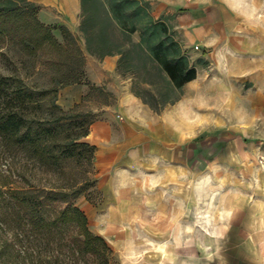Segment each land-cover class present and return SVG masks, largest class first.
I'll return each mask as SVG.
<instances>
[{
  "label": "crops",
  "instance_id": "0c3cea01",
  "mask_svg": "<svg viewBox=\"0 0 264 264\" xmlns=\"http://www.w3.org/2000/svg\"><path fill=\"white\" fill-rule=\"evenodd\" d=\"M31 1L61 12L66 20L61 24L79 23L81 0ZM150 3L153 16L173 27L196 64L197 77L185 84L176 102L155 111L117 71V55L99 59L85 51V78L111 91L115 99L95 109L98 117L85 138L95 146L93 189L98 197H83L81 209L90 229L120 250L136 240L140 229L158 244L177 236L191 201L196 210L194 186L203 171L211 175L222 155V161H227L228 150L232 155L234 126L241 130L239 137L250 131L234 123L235 108L264 132V32L242 23L222 0ZM85 91L83 84L67 85L59 91L58 102L69 110L81 103ZM225 98L231 103L225 104ZM189 108L200 113L199 119ZM177 126L194 132V138L182 140L173 130ZM212 153L213 159L207 160ZM153 179L158 181L155 186ZM182 211L185 215L173 224Z\"/></svg>",
  "mask_w": 264,
  "mask_h": 264
},
{
  "label": "trees",
  "instance_id": "16d2710c",
  "mask_svg": "<svg viewBox=\"0 0 264 264\" xmlns=\"http://www.w3.org/2000/svg\"><path fill=\"white\" fill-rule=\"evenodd\" d=\"M150 1L81 0L80 31L86 51L99 59L117 55V71L135 79L132 91L160 111L180 98L185 84L197 77V68L173 27L153 16ZM59 28L64 43L40 21L36 3L0 0V39L19 37L34 56L46 48L73 52L80 67L66 84L97 89L84 78L85 55L77 37L66 25ZM57 94L55 86L35 91L17 73L0 68V141L10 156L9 174L0 182V191L6 202V227L12 230L0 243V264H85V260L86 264H118L112 245L90 229L87 215L77 205L83 194L79 182L41 187L15 184L18 151L53 169L64 160L93 161L95 146L85 138L97 114L77 112L84 97L65 110L57 103Z\"/></svg>",
  "mask_w": 264,
  "mask_h": 264
},
{
  "label": "rangeland",
  "instance_id": "374dc122",
  "mask_svg": "<svg viewBox=\"0 0 264 264\" xmlns=\"http://www.w3.org/2000/svg\"><path fill=\"white\" fill-rule=\"evenodd\" d=\"M262 2L264 0H257V6ZM18 4L23 3L18 2ZM36 4L40 21L49 25L58 41L64 43V37L59 28L61 25L60 22L66 21L62 13H59L57 9L45 7L38 3ZM80 23L81 17L78 25L74 26L72 23L67 27L77 37L78 44L85 55V39L83 33L80 31ZM260 30L264 32V29ZM135 38L137 39V36ZM85 63L83 66L84 73ZM79 67V63L73 52H66L65 50L56 51L51 48H46L40 51L37 56H34L22 45L19 37H5L0 39V68L6 73H17L35 91L50 85L57 87L58 104L59 91L65 86L70 85L66 84V82L75 74V71ZM124 76L126 79L131 80L132 88L135 82L134 77L132 75ZM85 86L86 91L83 95L85 100L77 109L79 113L85 114L89 111L96 113L95 109L112 103L115 99L114 94L106 90L105 87L97 86V89L91 90L90 86ZM99 88H103L104 92L100 91ZM234 110L233 121L235 124H240V115L238 112L241 109L235 108ZM245 116H247L246 113H244ZM245 122L249 125L247 128L250 131L243 135V137H239L242 136L241 130H237L238 127L234 126V136L238 141H234L232 155L228 150L227 161H222V155V158L220 157L221 161H219V158L217 164L215 163L211 167V175H207L212 177L215 191L218 192V195L215 197V203L223 207H235L238 210L233 220L237 221V224L231 225L230 230L232 231H229L220 242V256L222 260H217L215 264H231L232 262L236 264L239 260H245L250 264H262L264 262V252L259 248L258 238L250 239L253 233L249 228L251 218L254 215H258L259 208L264 206V132L261 131L262 129H258L257 121H254V123L251 121L250 124L249 120L245 119ZM222 146H219V150H221L220 147ZM213 156L214 154L212 153L206 159H213ZM15 160L16 175L14 178L16 180L15 184L18 186L41 187L79 182V185L83 188V194L77 199V205L80 208L83 197L86 196L90 200L98 197L97 192L93 189L96 182L93 165L85 157L77 162L64 160L59 169H53L52 167L43 165L35 158H32L29 153L27 154L23 151L16 153ZM206 164L207 162L203 161V169L206 167ZM9 165L10 156L5 150L4 143L0 141V182L6 181V175L9 174ZM205 176V172L203 171L202 178ZM5 205L4 194L0 191V243L6 236H10L12 233V230H7L6 227L3 210ZM194 211L191 201L190 208L187 210V221L185 225L192 222ZM197 233H199V229H197ZM145 235V231L140 229L138 234H136V240L127 243L121 250L112 245L115 251L114 260L118 264H121L122 255L127 254L129 248H133L143 253L140 264H160V261L163 259L162 254L157 253L151 244L144 243L146 239ZM165 242L171 244L172 240H167L159 244ZM152 243L159 245L157 242ZM168 251L181 259H186L192 254H195L196 257H201V253L195 247L177 249L172 246Z\"/></svg>",
  "mask_w": 264,
  "mask_h": 264
},
{
  "label": "clouds",
  "instance_id": "9594fccd",
  "mask_svg": "<svg viewBox=\"0 0 264 264\" xmlns=\"http://www.w3.org/2000/svg\"><path fill=\"white\" fill-rule=\"evenodd\" d=\"M222 2L242 23H247L250 27L264 29V2L259 6H257V0H222ZM224 103H231L230 98H225ZM203 106L199 105V107ZM188 111L199 119L200 113L195 108H189ZM248 126L245 117L240 116V127ZM173 130L179 134L182 140L195 136L194 132L189 133L181 126H177ZM157 183V180H152L153 186ZM194 191L197 207L193 213L192 222L180 228L171 244L165 242L155 245L151 240H144L145 244H151L157 253L162 254L163 259L160 264H215L217 260H222L220 242L229 232L238 210L235 207H223L215 203L218 192L215 191L211 176H205L196 182ZM184 215L185 213L182 211L178 217L172 219V223L177 224L180 217ZM249 228L253 233L250 239L258 238L259 248L264 252V206L259 208L258 215L251 218ZM197 229H199V233H197ZM172 246L177 249L195 247L201 253V257L192 254L186 259H181L168 251ZM142 257V252L129 248L127 254L122 255L121 264H140Z\"/></svg>",
  "mask_w": 264,
  "mask_h": 264
},
{
  "label": "built area",
  "instance_id": "2783aa9c",
  "mask_svg": "<svg viewBox=\"0 0 264 264\" xmlns=\"http://www.w3.org/2000/svg\"><path fill=\"white\" fill-rule=\"evenodd\" d=\"M199 47L198 46H196V49H198Z\"/></svg>",
  "mask_w": 264,
  "mask_h": 264
}]
</instances>
